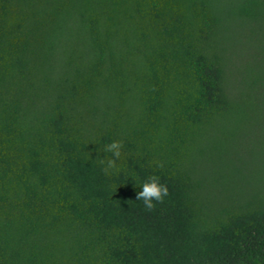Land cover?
I'll return each mask as SVG.
<instances>
[{
    "label": "trees",
    "instance_id": "1",
    "mask_svg": "<svg viewBox=\"0 0 264 264\" xmlns=\"http://www.w3.org/2000/svg\"><path fill=\"white\" fill-rule=\"evenodd\" d=\"M0 264H264V0H0Z\"/></svg>",
    "mask_w": 264,
    "mask_h": 264
},
{
    "label": "clouds",
    "instance_id": "2",
    "mask_svg": "<svg viewBox=\"0 0 264 264\" xmlns=\"http://www.w3.org/2000/svg\"><path fill=\"white\" fill-rule=\"evenodd\" d=\"M121 143L113 141L106 146V150L111 152L114 157L120 156ZM114 161L108 160V167H112ZM168 194V189L165 185L161 184L157 178L153 177L142 184L141 190L136 194V199H142L144 206L147 209H152V201H160Z\"/></svg>",
    "mask_w": 264,
    "mask_h": 264
}]
</instances>
